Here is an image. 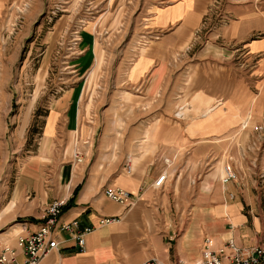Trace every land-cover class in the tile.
I'll list each match as a JSON object with an SVG mask.
<instances>
[{
	"label": "crops",
	"instance_id": "crops-1",
	"mask_svg": "<svg viewBox=\"0 0 264 264\" xmlns=\"http://www.w3.org/2000/svg\"><path fill=\"white\" fill-rule=\"evenodd\" d=\"M15 1L18 0H0V19L6 8ZM91 1L93 0H90V3H93ZM122 1L94 2L104 12V16L113 8H120ZM149 1L152 3L146 1L147 7L142 11L147 15L146 30L147 33H159L160 38L150 41L145 52L136 55L130 62L125 81L129 88L141 89L140 94L145 97H141L142 99L157 97L159 91L163 90L164 83L170 76L174 55L190 53L194 45L199 44L203 36L206 14L212 3V0ZM250 12L253 11L241 8L235 21L220 37L222 41L236 40L245 44L243 48L246 49L247 55H259L261 58L258 64L264 68V35L250 39L254 32H264V11L257 17L250 16ZM86 25L81 28L79 35L82 42L78 43L82 52L90 50L79 60L82 70L95 58L96 48L92 25ZM86 43L90 44L88 48L85 47ZM212 50L215 55H219L218 49L209 45L198 52V55L206 56ZM95 74L93 71L88 75L89 87ZM256 75L257 72L252 73V76ZM43 79L44 74L39 73L36 76L38 82ZM223 83L226 84V90L222 93L224 102L198 93L192 100L204 97L206 99L201 104L183 111L185 115L194 109L202 111L212 104L225 103L224 113L231 117L230 120L224 122L223 117L220 120L215 118L213 128H206L197 120L173 121L169 110L160 112L154 120L131 129L134 132H143L145 139L141 155L134 157L139 161L136 165L134 158L130 157H90L96 133L108 130L105 124L98 126V115V124L94 123L96 119L93 110H90L88 116L85 110H80L82 88L77 82L72 87L69 86L60 97L52 98L46 110H39V106L29 110L32 103L27 110H17V114L13 116H10V108L2 110L0 253L5 246H9L18 254V261L22 262L24 257L17 248V236L35 232L41 225L40 217L44 209L55 200L68 203L77 188L75 198L71 205L62 211L60 221L77 220L80 228H93L85 237L84 251L80 252L74 246L75 243L68 234H60L58 240L64 243L59 250H54L42 258L39 264H144L152 259L163 264H192L200 258L205 240L211 241L212 236L216 241L214 245L211 241L214 248L229 239L244 251L256 245L260 239L263 219L262 215H253L259 211L260 206L252 203L247 192L249 188L255 189V186L252 182L243 193V196L248 197V203L244 200H233L234 197L231 199L232 194L229 193L234 187L241 191L240 184L235 181L215 187V180L223 177L224 167L218 164V167H222H217L213 173L204 176L201 182L203 186H200L211 195L204 204V210H201V207L196 208V211L208 215L206 223L202 224L193 219L191 231L182 234L177 251L170 257L171 232L176 225L171 222L170 212L175 203L172 192L177 194L179 189H184L186 183L188 187L194 185V182L189 183V179L201 178L209 161L224 154L223 144L216 140L236 128L241 122L240 119L251 115L253 125L264 120V83L257 89L254 99L251 98L252 92L246 88L243 80L236 81V78L228 73ZM210 88L212 92H218V87ZM183 103V106L188 104ZM214 111L217 113L219 110ZM10 118L13 119V124ZM36 119L41 120L39 127L35 124ZM194 124L201 126L193 127ZM27 133L36 137L31 156H25L27 152L21 153V147L26 150ZM70 141H73V150H83L86 153L81 164H74L72 155L69 158L65 156L64 151ZM16 146L19 149L17 153L11 151ZM89 147L87 152L85 148ZM10 153L14 161L4 172ZM126 163L131 165V173L123 169ZM262 165L264 162H260L261 168ZM163 174L165 179L161 187L155 188V181ZM107 188L128 192L132 205L128 207L109 200L104 195ZM262 189L264 194V188ZM106 218H119V222L102 223ZM202 228L208 232H202ZM193 232H196L195 236H192ZM247 238L249 245L244 247Z\"/></svg>",
	"mask_w": 264,
	"mask_h": 264
},
{
	"label": "rangeland",
	"instance_id": "rangeland-1",
	"mask_svg": "<svg viewBox=\"0 0 264 264\" xmlns=\"http://www.w3.org/2000/svg\"><path fill=\"white\" fill-rule=\"evenodd\" d=\"M94 1L90 3V0H18L6 8L0 19V115L2 110L10 108V116H13L17 114V110H27L31 103L29 110L36 106H39V110H46L52 98L60 97L69 86L72 87L77 82L82 88L80 110H85L87 116L90 110H93L96 119L94 123L98 124L96 122L98 115L100 119L98 126L105 124L108 130L96 133L91 150L90 147L85 148L87 152L90 150V157L132 159L141 155V147L145 140L143 132L131 131L134 126L147 124L165 110L171 112L173 121L179 122L175 117L178 110H186L206 99L204 97L192 100L198 93L224 102L222 93L226 90V84L223 83V79L228 73L233 75L236 81L245 82L246 88L252 92V99L257 95V89L264 83V68L258 64L261 57L248 56L246 49L243 48L245 44L236 40L222 41L220 37L221 33L235 21L241 8L253 11L249 13L250 16H260L259 13L264 11V0H212L199 44L194 45L190 53L174 55L170 76L166 79L163 90L159 91L157 97L146 99L141 98L144 95L140 94L142 91L139 87L131 89L126 86L125 81L128 65L136 55L144 53L148 45L145 44L147 35L150 34L146 30L147 15L142 11L147 7L146 1L147 3L152 1L123 0L120 3L121 9L119 6L113 8L104 16V12ZM119 9L121 12L118 17ZM88 23L92 25L94 33L95 58L82 70L79 60L90 50L82 52L78 48V43L82 42L79 34L81 28ZM263 35V31L254 32L250 39H257ZM208 45L218 49L219 55L214 54V49L206 56L198 55V52ZM89 46L90 44L86 43L85 47ZM221 48L225 50L222 51ZM93 71L96 74L89 87L88 75ZM254 72H257L256 76H252ZM39 73L44 74V79L40 82L36 81ZM211 86L218 87V92H212ZM183 102L188 104L183 106ZM218 110L217 113L214 110L210 111L209 116L205 117L208 111L201 113L199 109H194L185 114L184 121L197 120L198 123H203L202 126L213 128L214 117L218 120L223 117L224 122L230 120L231 117L224 113L226 109ZM262 110L264 111V106ZM204 117L208 121L203 119ZM245 118H248L246 128L241 129L239 124L216 140L221 141L225 152L209 161L201 178L192 177L189 183L194 182V185L188 187L186 183L184 189H179L177 194L172 192L175 203L170 212L171 222L176 225L171 232L170 257L177 251L182 234L191 231L192 220L196 219L197 222L204 224L207 219L208 215L196 211L199 207L204 210L205 202L211 197L200 186H203L201 182L204 176L213 173L218 164H222L224 168L230 165L238 173L237 181L241 191L234 187L229 193L233 195V200L241 202L244 200L248 203L246 201L248 197L243 196V193L253 182L255 189L249 188L247 192L252 203L260 206L259 211L253 215H262L264 165L261 168L260 162H264V137L260 150L247 151V146L256 134L252 131L255 125L251 124V115ZM10 120L13 124V119ZM40 123L41 120L36 119L37 127ZM195 126L201 125L194 124L193 127ZM35 138L29 133L26 134V150L21 147V153L27 152L25 156H31L34 151ZM72 142L70 141L64 151L67 158L74 151ZM18 150L16 146L11 151L17 153ZM11 156H13L11 153L8 154L4 172L14 161ZM137 162L138 159L134 158L135 165ZM128 166L131 165L126 163L123 169L127 171ZM218 184L222 185L220 178L213 183L215 187ZM204 230L206 229L202 228V232ZM196 232H193L192 236H195ZM213 237L211 241L214 245L216 241ZM248 240L249 238L245 241L244 247L249 245ZM167 242L169 243L168 240Z\"/></svg>",
	"mask_w": 264,
	"mask_h": 264
},
{
	"label": "built area",
	"instance_id": "built-area-1",
	"mask_svg": "<svg viewBox=\"0 0 264 264\" xmlns=\"http://www.w3.org/2000/svg\"><path fill=\"white\" fill-rule=\"evenodd\" d=\"M63 1V0H60ZM77 35L78 32L76 31ZM159 33H150L147 35L148 44L152 40H158ZM75 41V39L73 40ZM177 118V117H176ZM178 119V118H177ZM253 133L256 137L247 146V151L252 152L260 150L264 137V120L262 123L253 127ZM86 156L83 150H74L72 153L73 163L81 164ZM231 161V159H229ZM127 172L131 173V166L127 167ZM238 173L230 165L225 166V176L220 179L222 185L237 181ZM165 179V174L161 175L154 183L155 188H160ZM104 195L111 201L118 204L132 205L131 195L121 189L107 188ZM232 199L233 196L230 195ZM64 200H55L50 203L40 217L41 225L39 228L27 235H18L16 245L24 259L18 261V254L14 249L5 246L0 253V264H39L40 260L54 250H59L64 241L58 240V235L68 234L74 241V246L80 251H84L85 237L92 231V227L80 228L77 220L70 222H61L60 217L65 207ZM263 225L259 242L247 251H243L236 246L232 239L227 240L221 246L214 248L210 240H205V245L200 258L192 264H264V209ZM119 222V218H106L102 223ZM144 264H163L159 260L152 259ZM184 264V263H179Z\"/></svg>",
	"mask_w": 264,
	"mask_h": 264
},
{
	"label": "bare ground",
	"instance_id": "bare-ground-1",
	"mask_svg": "<svg viewBox=\"0 0 264 264\" xmlns=\"http://www.w3.org/2000/svg\"><path fill=\"white\" fill-rule=\"evenodd\" d=\"M220 108H222V109H226L225 108V103H215V104H212L211 105V107H209L207 110H202V111H200L201 113H205V112H207L206 114H205V117H207V116H209V112L210 111H213V110H218V109H220ZM211 109V110H210ZM237 112V111H236ZM226 115H227V113H225ZM175 117H177L178 118V120H183L184 121V118L186 117L185 115H184V111L183 110H178L177 111V113L175 114ZM203 118V119H205V120H207L206 118ZM239 117V116H238ZM217 118V117H216ZM215 119V117L214 118H212V120H214ZM241 120V122H240V126H241V129H244V128H246L247 127V124H248V119H240ZM208 121V120H207ZM210 122H211V119H210ZM223 172H224V174H223V177L225 176V168H224V170H223ZM222 177V178H223Z\"/></svg>",
	"mask_w": 264,
	"mask_h": 264
},
{
	"label": "trees",
	"instance_id": "trees-1",
	"mask_svg": "<svg viewBox=\"0 0 264 264\" xmlns=\"http://www.w3.org/2000/svg\"><path fill=\"white\" fill-rule=\"evenodd\" d=\"M77 189L74 191L73 197L68 201V203H66L65 207L63 208V210L71 205V202L73 201V199L75 198V195L77 193Z\"/></svg>",
	"mask_w": 264,
	"mask_h": 264
}]
</instances>
